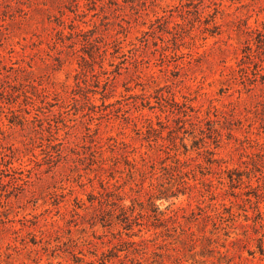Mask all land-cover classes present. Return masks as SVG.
Instances as JSON below:
<instances>
[{"label": "rangeland", "instance_id": "1", "mask_svg": "<svg viewBox=\"0 0 264 264\" xmlns=\"http://www.w3.org/2000/svg\"><path fill=\"white\" fill-rule=\"evenodd\" d=\"M0 264H264V0H0Z\"/></svg>", "mask_w": 264, "mask_h": 264}]
</instances>
